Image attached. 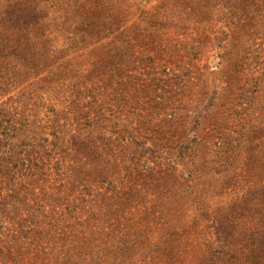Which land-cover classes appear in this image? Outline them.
I'll list each match as a JSON object with an SVG mask.
<instances>
[{
    "label": "rangeland",
    "instance_id": "1",
    "mask_svg": "<svg viewBox=\"0 0 264 264\" xmlns=\"http://www.w3.org/2000/svg\"><path fill=\"white\" fill-rule=\"evenodd\" d=\"M164 1L109 0L123 41L70 57L58 79L0 70V240L44 214L57 235L31 245L42 258L100 264L125 239L123 264H209L223 237L236 252L220 264H264V8Z\"/></svg>",
    "mask_w": 264,
    "mask_h": 264
},
{
    "label": "trees",
    "instance_id": "2",
    "mask_svg": "<svg viewBox=\"0 0 264 264\" xmlns=\"http://www.w3.org/2000/svg\"><path fill=\"white\" fill-rule=\"evenodd\" d=\"M165 1L161 4L162 8H170L171 12L174 9L187 10L190 8V4L196 2L178 0L174 4L173 0ZM201 1L212 3V0ZM197 5L200 7L199 2L195 4V6ZM260 6L264 8V0H229L228 9L232 13L242 8L244 12L249 13L246 18H250L252 10L254 11ZM112 18L109 17V0H0V70L7 75H12L20 82L39 77L46 72L49 74L48 76L58 79L57 66L70 57L98 44L108 42L112 35L117 36L120 42L123 41L124 34L120 33L121 25ZM170 19L171 16L165 20L162 13L156 16L153 22L155 26H159L161 23L166 25L168 22H165ZM195 19L201 21V18L196 17ZM193 21H186V23ZM182 23L180 22L179 25ZM226 179L223 181L225 182ZM119 193L120 191L116 192L117 195ZM124 200L125 197L120 199L119 205L122 208L120 212L125 211L122 204ZM108 212L111 217L115 215L119 219L122 218L117 210L110 209ZM38 213L40 214L41 211ZM77 213L80 212H76V210L72 212V214ZM53 214L56 213L51 212L52 219L54 218ZM33 215V221H29L32 223L27 222L25 233L21 232V235L13 239L0 240V264H94V259L91 260L90 257L82 259L81 255L70 254L69 251L65 256L50 255L42 258L41 255H33L34 251L31 249V245L41 246L44 243L45 234L51 233L54 229L51 224L41 229V222L35 218L45 217L44 214ZM59 215L63 217V214ZM121 225L124 224L121 223ZM79 226L86 228L87 231L79 230ZM133 226H135L134 233L141 235L138 225L134 224ZM222 226V222H220V227ZM111 227L112 225L108 226L107 232L97 225L95 232L100 235L109 233V238L114 235L120 237L128 233L125 226H119L118 230H111ZM65 228L63 222V229ZM71 228L76 234L75 240L77 241L80 240L79 235L87 237V233L94 234L90 222L78 226L71 225ZM53 235H57L56 227L53 230ZM34 236H41L42 240L37 238V240L29 242L28 240ZM67 238L68 236L65 240ZM223 239V237L219 238L218 246L209 257V264H220L222 258L226 256V251H228L227 254L236 252L234 246L231 248L226 245L222 246ZM120 243L124 244L116 246L117 250H110L109 257L103 259L100 264H109L110 261H113L111 264H119V262L123 264L121 258L125 256V252L130 251L132 246L125 239H122ZM54 247H56V243Z\"/></svg>",
    "mask_w": 264,
    "mask_h": 264
}]
</instances>
